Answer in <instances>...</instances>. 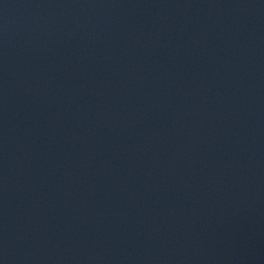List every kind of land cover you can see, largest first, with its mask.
I'll use <instances>...</instances> for the list:
<instances>
[{
	"label": "water",
	"instance_id": "water-1",
	"mask_svg": "<svg viewBox=\"0 0 264 264\" xmlns=\"http://www.w3.org/2000/svg\"><path fill=\"white\" fill-rule=\"evenodd\" d=\"M0 264H264V0H0Z\"/></svg>",
	"mask_w": 264,
	"mask_h": 264
}]
</instances>
